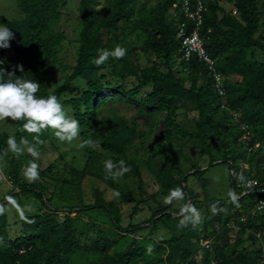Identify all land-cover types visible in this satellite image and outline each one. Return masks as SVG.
Listing matches in <instances>:
<instances>
[{
  "label": "trees",
  "instance_id": "1",
  "mask_svg": "<svg viewBox=\"0 0 264 264\" xmlns=\"http://www.w3.org/2000/svg\"><path fill=\"white\" fill-rule=\"evenodd\" d=\"M14 1L19 4L26 18L12 21L0 15V23H5L14 33L10 47L15 53L14 56L4 57L1 60L5 61L4 67L9 71L13 70L16 64H22L24 72L20 74L16 71V74L37 79L40 82V94H51L49 80L58 72L60 64L57 47L64 37L61 33L54 32L50 25L61 18L64 0ZM137 1L110 0L109 12L102 14L97 9L98 0H80L79 14L82 30L79 37L80 46L76 66L65 82L54 89L53 94L61 99L73 81L82 79L87 82V89L83 91L81 97L68 100V106L76 111L75 118L80 125L90 124L89 128L92 129L97 128L98 125L101 127L104 137L99 146L110 152L106 160H112L117 166L120 160H124L130 167V171L125 173L132 174L141 185L143 180L138 165L121 157L125 155L134 141L143 138L138 127L120 117H106L96 124V119L106 106L122 101L124 98L126 100L137 99L140 103V111L149 108L153 109L152 114L162 110L166 112L165 140L173 136L172 130L178 127L184 138L204 144L207 149L209 167L201 170L203 166H197L196 172L192 175L201 180L202 184H206L204 176L219 158L221 162L229 166L231 185L235 188V193H240L237 181L240 172L246 180L255 179L264 185V165L263 169L259 167V163H262L264 158V155H261L264 153V148L255 149L257 141L264 140V61H251L247 58V51L250 49L260 50L264 54V33L257 36L260 17L255 0H231L237 10L236 16L226 13L217 2L206 4V10L202 12L203 23L199 28V33L208 56L214 61L215 71H212L208 64L200 60L197 55H194L188 62H181L179 67L181 71L185 68L190 87H186L183 80L175 77L172 70H168V73H160L157 71V66L164 65L170 68L173 62H176L181 55L182 38L178 37L180 24L187 22V34L190 35L196 28L195 22L188 21L185 15L180 13L179 20L175 24L168 23L169 9L174 5L180 8L181 0H166L157 9L151 10L150 15L143 21H132L133 4ZM144 25L146 33L142 49L147 53L155 54L153 66L142 68L136 59L133 60L132 57L136 52L131 50L121 60L124 61L125 69L135 78L138 86L132 91H126L122 86L112 87L110 82H105L107 76L102 72L108 68L115 69L120 61L117 60L115 63V59L109 57L104 64L97 66L94 63L97 50L112 49L119 43L121 36L133 34ZM0 53L5 55V48H0ZM227 74H232L234 79L225 81L223 88L226 93L224 96H219L216 89L217 76ZM149 83H152L153 90L145 94L141 90ZM179 97L192 104V109L198 112V119L193 121L198 128L197 132V129L195 131L184 130L176 122L178 109L181 107ZM185 106L184 103L182 107ZM229 110H238L241 121L249 127L250 136L244 142L241 141L244 131L239 124L233 122L234 118ZM216 116L221 117L223 121L215 120ZM224 121H228L229 124L223 129ZM20 125L21 122H18L21 130ZM181 131L178 133L181 134ZM234 134H237L235 138ZM231 135H233V140L229 139ZM6 139L7 137H2L0 143L4 144ZM211 139L220 144L223 151L214 153L208 149L207 143L212 141ZM233 147H236L237 152H232ZM95 156L93 152L90 153V158L81 172L83 178L94 176L91 174V164ZM244 163L249 164L250 167L243 168ZM158 176L161 180L160 185L166 194L177 186L185 192L184 203L178 210H174L176 212L162 214L168 219L169 225L172 221V228L169 230L173 231V235L176 233L171 239L176 241V246L171 244L163 251L164 255L158 257V260L166 261L167 264H178V257L183 259V264H199L194 260V246L184 250L181 244H178L180 239L187 238L190 241L194 238L197 241L201 239L212 241L213 253L206 252L204 262L214 258L218 264H256V261L261 258L262 251L254 249L247 254L245 249H240L244 239L239 237V234L235 239L231 237L234 228L238 227V233L250 229L252 233L246 241L253 243L256 241V231L263 229L264 213L254 212L258 199L256 192L240 199L236 197L233 199L231 196V202L222 203L215 200L217 211L211 214L207 208L200 222L197 225L194 224L193 235L187 236V223L184 230H180L179 221L182 218L180 210L191 197L188 193L189 187L184 184L190 177L183 179L182 174H179L176 178L168 170L160 171ZM19 187L22 193L32 194L43 201L42 189H35L27 184L19 185ZM12 195L13 192L8 193L0 204V209H2L0 210V264H55L56 262L68 264V256L62 254V246L64 245L65 249L77 246L72 227L75 218L67 214L65 235L59 236L61 224L54 214L41 215L25 211L27 221L24 223V236L14 241L9 235L7 214L5 204H3L9 201ZM121 201L124 205L135 202L129 194H121ZM190 205L196 209L199 208L198 202H191ZM96 208L106 211L116 225L120 224L118 205L114 201H105L101 193L98 194ZM258 222L261 224L258 225ZM218 227L221 229L219 230ZM162 246L166 248L165 245ZM146 248L147 246H141L139 242L136 248L124 254L106 255L99 260V263L93 264H138L131 261L132 255ZM96 251L102 254L106 252L104 246L100 245L97 246ZM178 252L180 255L176 254Z\"/></svg>",
  "mask_w": 264,
  "mask_h": 264
},
{
  "label": "rangeland",
  "instance_id": "2",
  "mask_svg": "<svg viewBox=\"0 0 264 264\" xmlns=\"http://www.w3.org/2000/svg\"><path fill=\"white\" fill-rule=\"evenodd\" d=\"M98 1L97 9L102 14H107L110 9V0ZM165 1L138 0L133 4L134 14L131 20L143 21L150 15L151 10L154 11ZM203 1L205 6L209 2H217L226 13L236 16L237 10L231 0ZM180 2L182 6L185 0ZM79 4L80 0H64L61 8V18L50 25L54 32L61 33L64 37L57 47L60 64L58 72L52 75L49 80L51 94H53L56 87L65 82L76 66L80 46L79 37L82 30ZM255 5L260 17L257 35L259 36L262 32L264 33V0H255ZM180 10L181 7L176 8L175 5L169 9L168 23L175 24L179 20ZM0 15L12 21H20L26 18V15L20 10L19 4L14 0H0ZM145 28L144 25L133 34L121 36L118 44L127 49L123 58L131 50H135L133 60L136 59L142 68H150L153 66L156 56L142 49L143 38L146 33ZM14 55L15 53L11 47L5 48V55L0 53V60ZM113 58L115 63L117 60L120 62L115 69L108 68L102 72L107 76L105 82H110L112 87L122 86L126 91L134 90L138 83L125 69L124 61L121 60L123 58ZM247 58L251 61L262 62L264 61V54L260 50L250 49L247 51ZM183 61L180 55L170 68L160 65L157 66V71L168 73V70H172L175 77L183 80L186 87H190L185 68L181 71L179 67ZM232 79H234L232 74L218 77L216 89L219 96H224L226 93L223 88L225 81ZM152 88V83H149L141 91L147 94L152 92ZM86 89L87 82L77 79L70 84L67 92L60 99L66 112L73 118H75L76 111L68 106L67 102L72 98L81 97ZM179 102L181 107L178 109L176 122L184 130L195 131L197 129V132L198 128L193 121L198 119V112L193 110V105L187 103L183 98L179 97ZM184 103L186 106L182 107ZM152 110L145 108L144 111H140V103L137 99L126 100L124 98L122 101L106 106L96 119V124H98L106 117H120L138 127L143 138L134 141L128 147L125 155L121 157H125L129 162L132 161L138 165L142 174V185L132 174L124 173L122 176L109 174L104 168V162L110 152L103 147H90L87 145L81 147L82 142L85 140L101 141L103 139L104 133L99 125L94 129L89 128L90 124L87 126L80 125L81 132L78 137L68 143L59 141L53 134L52 129L42 130L39 139L33 140V136L37 134L22 132L18 127V121L0 120V140L2 137H8L9 135H15L18 141L20 137H27L30 143L36 144L38 151V156L35 157L27 150L21 154H15L7 150L5 143H0V150H2L0 151V204L8 193L13 192L9 201L3 203L5 204L10 237L17 241L19 237L24 236V223L27 221L25 211L41 215L45 213L54 214L61 224L59 226V236L65 235L66 217L67 214H70L71 217L75 218L72 227L74 241L77 246H71L69 249H65L64 245L62 246V254L68 256V264L99 263V260L106 255H121L132 248H136L139 242H141V246H147V248L138 254L133 253L131 261L138 264H167L166 261L158 260V257L164 255L163 251L169 248L171 244L176 246V241L171 240L176 233L173 235V231L169 230L172 228V221L169 225L168 219L163 217L162 214L176 212L174 210H178L183 205L184 198L182 200L173 199L171 203H166L165 200L168 194L164 192L160 185L161 180L158 173L162 170H168L176 178L179 174H182L183 179L184 177H190L184 184L189 187L188 193L191 196L187 204H191V202H198L199 204L197 209L199 211V221L196 222V225L206 213L207 208L211 214L215 213L210 207L215 205V200L222 203L231 202L230 193H233V188L229 166L227 163L221 162L219 158L206 172L204 176L206 184H202L201 180L192 176L196 172L197 166H203L201 170L209 167L207 165V149L204 144L184 138L181 129L178 127L172 130L173 136L165 140L166 112L162 110L152 114ZM82 111H84L83 107ZM229 111L234 118L233 122L239 124L244 131L241 138V141L244 142L250 136L249 127L241 121L238 110ZM214 119L223 121L219 116L214 117ZM226 122L228 121L223 122V129L229 124V122ZM234 123L232 124L234 125ZM236 129L238 130L237 126ZM179 131H181V134L178 133ZM236 135L234 134V138ZM227 137L229 138V136ZM231 137L229 139L233 140V135ZM211 140L207 143L208 149L214 153L223 151L220 144L213 139ZM259 147L264 148V140L257 141L255 149L258 150ZM91 152L96 155L91 164V174H94V176L83 178L81 172L86 166ZM232 152H237L236 147H233ZM261 155H264V153H261ZM31 160H35L38 165L39 177L36 180H29L25 173V166ZM263 165L264 158L262 163H259V167L263 169ZM249 167V164H243V168L247 169ZM26 184L35 189H42L44 192L43 201L32 194L22 193L19 185ZM100 193L105 201H114L118 205L120 211L119 225L114 223L106 211L96 208L97 197ZM121 194H129L135 202L124 205L121 201ZM225 217L226 215L223 216V219ZM257 224L260 225L261 222ZM174 228L176 229V226ZM183 228H185V225H182L179 229L182 230ZM187 228V236L193 235L194 224L188 222ZM252 229L254 231V228ZM238 231V227L234 228L231 235L236 238L239 234V237L244 239H242L244 242H242L243 245L240 246V249H245L247 254H250L254 249H260L262 251L261 258L256 261V264H264V227L261 231H256V241L253 243L246 241L252 230L248 229L242 233H238ZM204 241V239L197 241L194 238L188 241L187 238H183L178 241V244H181L184 250L194 246V260L199 264H206L207 262H204L205 255L209 250L205 248ZM99 245L104 246L106 250L104 254L96 251ZM162 245H165L166 248ZM176 254L180 255L179 252ZM177 263L183 264L184 261L177 257ZM55 264L61 263L56 262Z\"/></svg>",
  "mask_w": 264,
  "mask_h": 264
},
{
  "label": "clouds",
  "instance_id": "3",
  "mask_svg": "<svg viewBox=\"0 0 264 264\" xmlns=\"http://www.w3.org/2000/svg\"><path fill=\"white\" fill-rule=\"evenodd\" d=\"M12 39H14L13 31L5 23H0V48L10 47ZM126 52L127 49L119 44L112 49H98L94 63L99 66L109 57L123 58ZM4 64L5 61L0 60V120L21 122V130L37 134L33 136V140H38L39 134L45 129H52L53 134L61 142L71 143L76 139L81 132L80 122L66 112L60 98L55 94H40V82L37 79L17 75L16 71L20 74L24 72L22 64H16L11 71L7 70ZM100 143V140L89 139L83 141L81 147L99 146ZM5 144L11 153L21 154L27 150L32 156H38L36 144L30 143L27 137H20L18 141L15 135H9ZM104 168L113 176H122L130 171L124 160H120L118 166L112 160H106ZM25 173L29 180L38 179L39 171L35 160L29 161L25 166ZM239 178L243 179L242 176ZM230 195L235 199L234 193ZM184 196L183 189L177 186L169 190L165 202L171 203L173 199L182 200ZM210 207L213 212L217 211L215 205ZM180 214L181 226L188 222L195 224L199 221V211L190 204H185Z\"/></svg>",
  "mask_w": 264,
  "mask_h": 264
},
{
  "label": "built area",
  "instance_id": "4",
  "mask_svg": "<svg viewBox=\"0 0 264 264\" xmlns=\"http://www.w3.org/2000/svg\"><path fill=\"white\" fill-rule=\"evenodd\" d=\"M204 10H206V6L204 5L203 0H185V3L181 6L180 13H183L188 21L195 22L196 27L195 30L188 35L187 22L180 24L178 37L182 38L181 57L184 61L188 62L194 55H197L200 60H203L208 64L212 71H215L214 61L208 56L204 48L203 39L199 33V28L203 23L202 12H204ZM218 77L219 76H217V79ZM241 176L243 177L242 172H240L237 177L240 193H235V188H233L235 197L240 199L241 197L249 196L256 192L258 194V199L255 206V213H264V185L255 179L246 180L244 177L243 179H240L239 177ZM242 220L244 221V219ZM231 237L235 238V236L232 235ZM204 242L205 248H207L210 253H213L212 241L208 240ZM206 264H218V262L216 259L210 258Z\"/></svg>",
  "mask_w": 264,
  "mask_h": 264
}]
</instances>
